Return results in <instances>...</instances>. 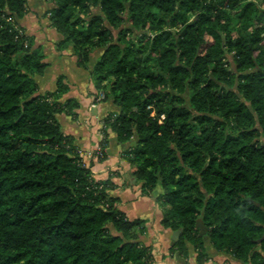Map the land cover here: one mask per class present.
<instances>
[{
	"label": "trees",
	"instance_id": "trees-1",
	"mask_svg": "<svg viewBox=\"0 0 264 264\" xmlns=\"http://www.w3.org/2000/svg\"><path fill=\"white\" fill-rule=\"evenodd\" d=\"M45 2L59 51L86 70L102 52L90 73L116 111L101 150L115 134L142 196L161 187L162 224L183 231L172 251L188 258L187 240L198 264L208 246L264 264V0ZM28 6L0 0V264H157L148 221L63 130L81 105L66 77L41 89L49 63L20 24Z\"/></svg>",
	"mask_w": 264,
	"mask_h": 264
},
{
	"label": "crops",
	"instance_id": "crops-1",
	"mask_svg": "<svg viewBox=\"0 0 264 264\" xmlns=\"http://www.w3.org/2000/svg\"><path fill=\"white\" fill-rule=\"evenodd\" d=\"M28 5L26 16L20 21V24L28 35L35 38L37 46L44 48L49 63L44 75L38 78L41 89L43 91L54 90L58 77L65 76L71 89L65 99L76 98L81 104L78 110V119L62 118L64 132L74 135L78 140L79 147L83 152L82 156L87 164L93 165L92 169L97 179L107 180L108 174L114 170L129 169L124 174L117 172L115 182L121 185L111 192V196L120 199V208L126 211L131 218L148 221L146 241L153 246L155 259L162 255V264H198L197 253L191 248L189 259L179 257L177 253L173 254L169 250L174 232L159 226L163 219V213L154 199L158 194L147 198L142 196V192H139L141 187L134 181V176H131L133 167L131 168L130 163L122 157L124 148L118 143L116 135L113 133L110 135V142L106 149L108 158L98 160L97 153L95 157L93 155L103 141L101 119L116 111L112 100L95 103L98 90L90 70L100 59L102 52L96 51L91 55L90 70L80 67L73 48L65 51L57 49V44L64 37L57 30L44 26L43 16L47 13L50 5L45 0H28ZM207 248L210 257V263L207 264H243L231 256L218 254L212 246ZM156 263H158L157 260Z\"/></svg>",
	"mask_w": 264,
	"mask_h": 264
},
{
	"label": "rangeland",
	"instance_id": "rangeland-1",
	"mask_svg": "<svg viewBox=\"0 0 264 264\" xmlns=\"http://www.w3.org/2000/svg\"><path fill=\"white\" fill-rule=\"evenodd\" d=\"M44 20V22H45V25L44 26H46L47 28H50V20H48L47 18H44L43 19ZM8 21L10 22H13V20L12 19H8ZM15 23V22H14ZM15 28L19 31V32H22V28L21 27H19L18 25H16L15 24ZM26 32V31H25ZM98 94L99 93H97V96H98ZM96 96V97H97ZM98 98V97H97ZM97 98L95 99V103L96 104H98L96 101H97ZM104 102V101H103ZM65 117H67L66 115H62L60 118H61V120H62V118H65ZM103 120L104 119H101V123H102V125H101V127H102V131H103V129H104V123H103ZM62 127H63V125H62ZM102 133V136H103V138H104V135H103V132H101ZM71 136H73L74 138H75V136L74 135H71ZM263 141V143H264V139L262 140ZM101 144H102V142H101ZM101 144H100V147H99V149L98 150H96V152H94V157H95V154L97 153V154H99L101 157L100 158H103L104 160L106 159V158H108L107 156H105V158H104V155H102L101 153H103L102 152V146H101ZM80 148V147H79ZM79 153L82 155V149H79ZM98 158H99V156L98 155H96ZM122 157L125 159V160H127L126 158H127V156H126V154L124 153V152H122ZM102 160V159H101ZM128 161V160H127ZM129 162V161H128ZM130 163V162H129ZM130 165V167L132 168V165H131V163L129 164ZM117 167H119V166H117ZM121 169V168H120ZM127 171H129V169H127V168H122L121 169V171H118V170H114V172H111V173H109L108 174V178H107V182L109 183V185H113L116 189L121 185H119L118 183H116L115 182V178H116V176L118 175V173L117 172H120V174H124V173H126ZM97 176V175H96ZM131 176L133 177L134 175H133V169H132V174H131ZM97 179V178H96ZM133 179H134V181L136 182V179H135V177H133ZM98 182H100V181H102V182H104L105 181V179H98L97 180ZM122 181H124V180H122ZM126 181V180H125ZM137 183V182H136ZM119 185V186H118ZM140 185V184H139ZM141 187V186H140ZM160 186H158L156 189H155V191H154V193H153V195L155 194V195H159L160 194V192H161V190H160ZM111 192L112 191H109V194L111 195ZM139 192H142L141 191V189L139 188ZM158 195L156 196V198L158 197ZM156 198H154L155 200H156ZM158 206V205H157ZM163 218V217H162ZM162 221H163V219H162ZM162 221H161V224H159V226L162 228V229H166V230H170V229H167V228H165L164 226H163V224H162ZM205 228V227H204ZM206 229V228H205ZM182 231V230H181ZM147 232H148V226H147ZM174 232V231H173ZM176 232V231H175ZM174 232V233H175ZM183 232V231H182ZM206 233H207V231H206ZM184 237H183V233H182V235H181V237H180V239H179V241L178 242H176V243H174V242H172L171 243V246H170V248H169V250L171 251V253H173V254H175L176 252H174V251H172V248H177L178 246V243H180V241L183 239ZM172 241H173V239H172ZM184 246H186V247H188L189 248V250H190V248L191 249H193L194 251H195V253H197V251L195 250V248H194V246L193 245H191L187 240H185L183 243H182ZM177 255L179 256V257H182V256H180V253H178L177 252ZM224 255V254H223ZM161 257H162V255L157 259H155V261L157 260L158 261V263L157 264H162L161 262L163 261V258H162V260H161ZM184 258V257H183ZM197 258H198V254H197ZM184 259H189V257L188 258H184ZM210 261V260H209ZM208 261V262H209ZM207 262V263H208ZM198 263V262H197ZM207 263H205V264H207ZM210 263V262H209Z\"/></svg>",
	"mask_w": 264,
	"mask_h": 264
},
{
	"label": "water",
	"instance_id": "water-1",
	"mask_svg": "<svg viewBox=\"0 0 264 264\" xmlns=\"http://www.w3.org/2000/svg\"><path fill=\"white\" fill-rule=\"evenodd\" d=\"M201 226H202V233H203V234H206V229L204 228V226H203L202 224H201ZM182 233H183V232H182L181 230H178V231H176V232L174 233V236H173V242H174V243H176V242L179 241V239H180Z\"/></svg>",
	"mask_w": 264,
	"mask_h": 264
},
{
	"label": "built area",
	"instance_id": "built-area-1",
	"mask_svg": "<svg viewBox=\"0 0 264 264\" xmlns=\"http://www.w3.org/2000/svg\"><path fill=\"white\" fill-rule=\"evenodd\" d=\"M99 94H98V98H97V103H101V102H103L104 100H105V93L104 92H98ZM163 119H164V117H163ZM102 155H103V153H101Z\"/></svg>",
	"mask_w": 264,
	"mask_h": 264
}]
</instances>
